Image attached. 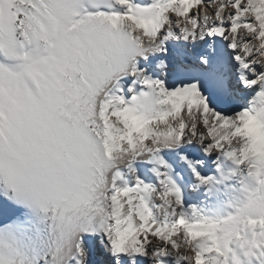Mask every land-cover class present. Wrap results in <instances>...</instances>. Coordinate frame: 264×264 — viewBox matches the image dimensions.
Instances as JSON below:
<instances>
[{
  "label": "snow or ice",
  "instance_id": "snow-or-ice-1",
  "mask_svg": "<svg viewBox=\"0 0 264 264\" xmlns=\"http://www.w3.org/2000/svg\"><path fill=\"white\" fill-rule=\"evenodd\" d=\"M0 264H264V0H0Z\"/></svg>",
  "mask_w": 264,
  "mask_h": 264
},
{
  "label": "bare ground",
  "instance_id": "bare-ground-1",
  "mask_svg": "<svg viewBox=\"0 0 264 264\" xmlns=\"http://www.w3.org/2000/svg\"><path fill=\"white\" fill-rule=\"evenodd\" d=\"M139 2L147 3V2H149V0H139ZM187 196L191 197L192 199L196 200L197 202H200V200L202 199V196L199 193H189V194H187ZM187 196H186V199H187ZM218 208L222 209V210H229L226 207V200L222 201L220 203V205L218 206Z\"/></svg>",
  "mask_w": 264,
  "mask_h": 264
},
{
  "label": "rangeland",
  "instance_id": "rangeland-1",
  "mask_svg": "<svg viewBox=\"0 0 264 264\" xmlns=\"http://www.w3.org/2000/svg\"><path fill=\"white\" fill-rule=\"evenodd\" d=\"M139 2V0H138ZM186 202L187 203H199L197 202L196 200L192 199L191 197L187 196V199H186ZM215 211L221 215L223 214H226L229 210H222V209H219L218 207L215 209Z\"/></svg>",
  "mask_w": 264,
  "mask_h": 264
}]
</instances>
